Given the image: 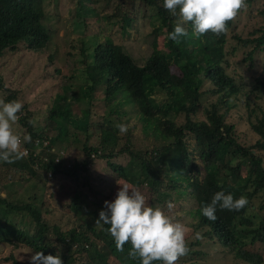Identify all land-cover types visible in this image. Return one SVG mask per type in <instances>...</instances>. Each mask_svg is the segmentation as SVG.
<instances>
[{"label":"trees","instance_id":"16d2710c","mask_svg":"<svg viewBox=\"0 0 264 264\" xmlns=\"http://www.w3.org/2000/svg\"><path fill=\"white\" fill-rule=\"evenodd\" d=\"M71 1L79 29L89 26L88 18L104 17L105 24H119L125 35L134 21L144 18L151 27V52L138 65L110 36L100 41L106 31L100 27L78 40L70 39L66 55L72 56V68L63 75L68 82L54 95L47 122L33 126L32 114L23 108L17 123L21 135L32 137L31 143L22 145L27 155L13 164L0 162V251L12 245L14 250L26 249L30 256L59 251L63 264H76L78 256V264H139L128 256L130 243L123 252L117 251L114 239L104 231L109 226L95 225L104 201L115 198L118 181L137 187L165 208L167 201H179L185 193L181 189L187 187L198 216L192 232L202 230V238L227 249L234 264H263L264 254L255 244H264V108L256 102L264 103V60L257 57L264 51V3L254 10L260 21L246 36L243 31L249 19L239 30V18L243 12L250 14L246 8L260 0H247V7L228 22L227 33L209 32L196 38L189 24L188 36L177 44L168 38L176 17L163 7V0H144L142 4L153 10L148 15L135 8V0ZM43 2L0 0V57L15 52L20 44L31 52L49 45L57 33L43 22ZM163 33V48H158ZM228 35L236 41L229 51L225 50ZM239 47L244 51L237 61L234 52ZM241 64H247L251 78L245 80ZM257 64L260 68L255 70ZM5 91L6 102L18 99L17 91L8 87ZM205 95L212 97L207 105ZM241 98L256 136L251 143L239 140L237 124L230 120L232 110L242 118L237 103ZM77 100L83 112L73 117L72 103ZM97 104L100 109L94 112ZM173 107L177 108L174 116ZM179 114L184 116L182 122L175 120ZM93 116L98 118L92 121L99 130L98 141L91 145L87 140L80 151L70 150L75 141L69 133L78 136L86 131ZM120 123L128 126L126 134L116 127ZM98 159L106 161V171L100 175L90 169ZM16 172L18 177L13 178ZM40 190L44 196H39ZM217 191L234 198L245 195L249 203L240 211L217 207V219L208 220L201 206ZM53 204L59 207L60 220L51 224L50 216L56 214L49 211ZM86 205L92 221L77 213ZM18 216L23 226L15 224ZM29 224L34 232L25 228ZM186 240L189 251L178 262L185 264L193 256L206 254L192 248L202 243L201 238L189 241L186 236ZM0 264L22 263L10 250L0 256Z\"/></svg>","mask_w":264,"mask_h":264},{"label":"rangeland","instance_id":"374dc122","mask_svg":"<svg viewBox=\"0 0 264 264\" xmlns=\"http://www.w3.org/2000/svg\"><path fill=\"white\" fill-rule=\"evenodd\" d=\"M120 1V0H118ZM134 2V0H132ZM135 8L139 9L140 12L143 11L147 15L153 10L147 6L143 5L144 0H135ZM264 1L260 0L258 2H254L251 6L246 8V11L250 14L246 15L245 12L241 14L239 18V27L238 29L242 28L244 23L247 19V27L243 31V35H247V31L250 30L251 27L257 24L260 21L259 17L255 16L254 10L262 5ZM43 9L45 12L44 17V24L52 28L56 31V35L51 37V41L49 45L46 46L45 49L31 52L26 50L22 44L18 46V49L15 52L7 51L4 53L2 57H0V78L2 81L3 87L0 88V98H3L7 95L5 88H9L11 91H17V98L23 103V108L26 112H30L32 114V120L35 119L36 123L35 126H43L47 122L46 115L50 110V106L52 105L54 95L60 90L61 85L64 84L66 81L63 75H68L72 68V56H67L66 52L70 48L69 41L70 39L78 40L81 35L86 33L96 32L98 27L101 28V31H104L105 35H101L100 41H103L105 38L110 36L115 42L121 43L122 47L127 54H129L132 59L139 65L145 63L147 57L151 52V41H152V34H151V27L148 25V21L144 20V18H140V21H134L133 26L128 29L127 34H123L120 29L119 24L114 25H107L103 20L106 18L101 17L99 20H95L94 18H88L86 21L89 23V26L83 27V29H79L77 27L78 20L74 17L78 13L74 11L75 6L73 1L71 0H44L43 2ZM150 8V9H149ZM50 18V20L48 19ZM117 19V18H115ZM76 20V22H75ZM108 35V36H107ZM256 35H259L257 33ZM109 37V38H110ZM236 41L228 35L227 42L225 43V50L229 51L231 46L234 45ZM78 44V43H76ZM78 46V45H77ZM163 46V39L160 37L158 39V47ZM243 47H239L234 52V57L237 61H239L243 56ZM251 46L246 47V49H250ZM78 48L75 49V52ZM259 57L261 61L264 60V51L259 52ZM49 56H53L52 59ZM75 65V63H74ZM241 68L245 80L251 78V72L246 67L247 64H241ZM236 68V67H235ZM260 66L257 64L255 66V70L259 69ZM57 69L61 70V73H57ZM239 69V67H238ZM173 71H177L174 67L172 68ZM240 70V69H239ZM238 70V72H239ZM100 87V86H98ZM206 99L203 101V104L207 105L211 102L212 97L209 95L204 96ZM264 108V103L262 100H256ZM239 104V112L242 115V118L239 117L235 110L230 112V120L236 122V133L239 136V140L243 143V141L253 142L256 138L252 130L250 129L249 124L247 123L248 120L246 119V109L244 105H242V98L237 100ZM99 104H97V109H93L94 112L99 111ZM82 105H80L79 101H73L72 103V116L79 117L83 110ZM173 116L177 108H172ZM184 116L179 114L175 117L176 121L182 122ZM199 118H202L199 115ZM98 118L92 117L87 134L89 138L86 139V131L79 132L78 136L69 133L70 139L75 141V144L71 146L70 150H79L82 146L89 140L90 144L93 145L96 141H98V134L99 130L98 127L95 125V122ZM14 128L18 131L21 127L18 126V123L14 126ZM57 128V127H56ZM71 131H76V127H70ZM57 130H53V134H57ZM67 133V132H66ZM54 135V136H55ZM67 142V141H66ZM59 148V147H58ZM73 152V151H72ZM77 151H74L75 153ZM91 171L94 174H102L106 171V161L104 160H96L91 165ZM6 175V174H5ZM17 172L15 173L13 178H16ZM12 177V175L7 176ZM18 177V175H17ZM9 180V179H8ZM2 181H7L2 179ZM5 183V182H4ZM16 185L12 184L11 187ZM7 187V186H6ZM18 187V186H17ZM16 187V189H17ZM44 186L42 187V189ZM179 189V188H178ZM183 192L182 198L174 202V209L169 214L177 215L178 219L186 226L188 232L186 236H189V241H194L196 238V233H201L202 230H195V225L197 224L198 216L195 212V203L194 200L188 194L187 187L181 189ZM34 192V191H33ZM32 192V194H33ZM144 193L146 192L143 191ZM43 190L39 191V196H44ZM11 194V193H9ZM146 198L151 204H157L151 198H149L148 194H145ZM88 200V199H87ZM41 198L37 201V205L40 206ZM88 204H91L89 201ZM258 204V201L255 200V205ZM89 205H86L83 208L77 209V213L83 220L92 221L94 218L91 215V210H89ZM49 211L56 212L54 216H50L51 224L57 223L60 215L59 207L56 204H53ZM72 217V215H70ZM84 217V218H83ZM27 219V217H26ZM81 219V220H82ZM28 220V219H27ZM65 221V219H63ZM14 221L15 224L20 223V226L23 224L20 221V216L15 217ZM94 223V221H93ZM77 226V223H75ZM29 229L31 232H34V228L32 224H29L25 227ZM63 229L67 230L66 225H64ZM201 244L199 246H193L194 250H202L204 255L193 256L194 259H190L186 261L188 262H197L199 264H234L232 256L228 253V250L220 246L217 242L208 241L206 237L201 238ZM255 249L264 254V244L260 242H256ZM14 252L15 257L22 263V264H30V255L26 249H17L14 250L12 245H4L3 249L0 251V256H5L8 252ZM81 260L79 256L75 259V263L78 264ZM185 263V264H186ZM177 264H182L181 262H177ZM264 264V263H263Z\"/></svg>","mask_w":264,"mask_h":264},{"label":"clouds","instance_id":"9594fccd","mask_svg":"<svg viewBox=\"0 0 264 264\" xmlns=\"http://www.w3.org/2000/svg\"><path fill=\"white\" fill-rule=\"evenodd\" d=\"M163 7L176 17L174 29L168 33V38L179 44L181 37L188 36L186 25L189 24L196 38L209 32L216 36L227 33L228 22L235 20L239 12L247 7V0H163ZM164 35L160 37L163 39ZM22 109L23 103L20 100L6 102L0 98V162L13 164L27 155L22 145L31 143L32 137L27 133L21 135L14 128ZM29 123L35 126L36 120ZM116 127L122 134L128 132L126 124L120 123ZM117 183L120 187L115 198L104 201V208L100 210L95 225L109 226L104 231L114 239L117 251L123 252L124 245L130 243L128 256L138 260L139 264H177L181 257L187 255L189 247L186 240L188 229L177 215L169 214L175 207L174 203L167 201L166 208L151 204L137 187L128 182ZM248 203L245 195L234 198L231 193L217 191L209 203L201 206V212L208 220L215 221L217 207L221 210L240 211ZM195 238H202L201 234L196 233ZM30 264L63 262L59 251L55 255H45L38 251L30 257Z\"/></svg>","mask_w":264,"mask_h":264}]
</instances>
